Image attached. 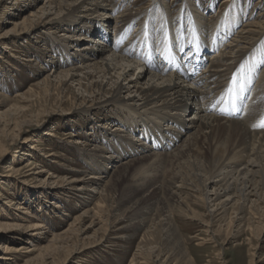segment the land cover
Segmentation results:
<instances>
[{
    "label": "bare ground",
    "instance_id": "bare-ground-1",
    "mask_svg": "<svg viewBox=\"0 0 264 264\" xmlns=\"http://www.w3.org/2000/svg\"><path fill=\"white\" fill-rule=\"evenodd\" d=\"M117 1L46 0L36 10H29L27 15L15 20L9 30L20 26L16 31H24L42 20L48 28L45 32L48 38L64 52L62 59L48 60L55 71L44 79L74 83L82 100L96 102L88 110L96 107L120 116L97 124L112 141L107 146L94 144L79 148L95 161L98 159L99 166H94L92 172L74 170L80 175L66 180L51 176L50 172L48 179L41 181L48 180L58 191L72 190L88 199L99 194L101 199L106 196L112 201L110 195L118 193L115 209L123 207L122 219L131 220V216L143 209L141 219L127 224L134 230L147 227L152 218L150 209L156 205L159 226L166 231V238L179 247L183 257L186 252L179 246L182 241L173 224L172 207L182 210L192 220H199L208 229L213 226L212 221H204L202 214L191 209L192 204L202 206L213 219L220 217L218 223L224 222L226 229L233 220L239 224L248 220L245 224L249 231L259 227L257 233L263 232L264 128L254 125L264 117V12L259 11L254 17L252 12L237 7L231 13L227 10L219 15V7L213 13L216 7L206 6L202 0H149L145 6L134 4L133 8L129 0ZM173 1L184 6L179 14L171 12ZM230 1L234 5L239 3ZM115 9L118 12L112 17ZM109 23L112 33H105L104 40L111 41L104 43L95 33H104ZM61 28L65 31L58 35L60 40L53 33ZM6 34L0 36V42ZM186 46H193L194 51L187 57L190 72L184 73L176 57H185ZM6 47L11 51L10 46ZM157 55L160 62L161 58L165 59L162 66L153 64ZM26 60L30 62L33 58ZM192 73L197 74L191 76L193 81L182 80L181 77ZM234 75L238 77L235 85ZM249 94L251 100L242 113L240 107ZM6 99L0 94V106ZM36 145L35 142L30 148ZM5 152L2 146L0 157ZM17 162L14 157L1 178L10 183V178L17 179L32 165L29 162L19 166ZM46 172L49 173L44 167L36 171L37 176ZM49 191L39 189L40 194H50L52 190ZM4 198L6 204L11 202ZM145 199L150 201L138 208ZM181 201L187 211L181 207ZM101 204L102 200L93 207L99 208ZM93 207L84 210L62 233L52 234L45 245L16 246L10 233L0 236V264H12L20 255L24 259L19 264H37L44 251L53 247L52 243L70 232H83L76 225L91 211L94 213ZM229 210L237 212L234 219L225 218ZM0 219V231L23 230L16 234L18 238H26V243L38 233L44 234L38 231L43 228L41 223L34 222V217L19 204L10 215L0 208ZM249 222H256L257 226ZM149 229L150 225L141 242Z\"/></svg>",
    "mask_w": 264,
    "mask_h": 264
},
{
    "label": "rangeland",
    "instance_id": "rangeland-1",
    "mask_svg": "<svg viewBox=\"0 0 264 264\" xmlns=\"http://www.w3.org/2000/svg\"><path fill=\"white\" fill-rule=\"evenodd\" d=\"M45 1L0 0V36L7 33L0 42V94L7 97L4 105L0 106V112L4 111L0 114V149L2 146L6 148V152L0 157V175L6 172L14 157L19 166L32 162V165L25 168L23 175L17 179L10 178V183L5 177L0 176V208L10 215L16 204L25 207L32 219L34 217L33 221L43 226L38 231L44 233L43 235L38 233L29 243H26L27 239L23 236L17 237L16 233L24 232L23 230L0 231V236L10 233L16 246L20 243L29 247L33 244L45 245L52 234L62 233L76 217L83 214L84 210L92 208L102 200L99 208L93 207L94 213L91 211L81 224L76 225V227L80 226L83 232H70L63 239L52 243L53 247L44 251L43 258L37 264H51L53 261V264L55 262L62 264L65 258H68L65 264H264V231L261 232L262 234L257 233L259 227L252 230L253 233L249 231L245 224L248 220L245 218L242 219L246 221L240 220L241 224L233 220L226 229L224 222L218 223L220 217L213 219L207 216L208 212L202 206L192 204L191 209H196L202 214L201 218L204 221H212L213 226L208 229L199 220H192L182 210L180 212L178 208L172 207L173 224L177 228L180 242L182 241L179 246L186 252L183 257L180 256L179 247L166 238V231L159 226L155 218L156 205L150 209L152 218L147 222V227L134 230L127 224L141 219L139 215L143 209L140 210L141 212L138 211L139 214L131 216V220L122 219L123 207L115 209L114 199L118 197V193L110 195L112 201H108L106 196L104 200L101 199L103 197L99 194H92L88 199L75 195L72 190L58 191V188L52 187V183L48 180L41 181L44 178L48 179L50 172L51 176L65 180L69 176L80 175L74 170L92 172L94 166L97 167L99 163L98 159L95 161L91 155L80 149L94 144L107 146L111 140L97 124L105 122L107 118L111 120L120 118L112 110L107 112L96 107L88 110L87 107L96 102L82 100V94L74 83L44 79L47 74L55 71V67L50 66L48 60L52 57L62 59L64 52L59 51L48 38L45 33L48 32V28L41 23L42 20L30 25L24 31H16L20 26L9 31L13 28L15 20L27 15L29 10H36ZM129 1L132 8L134 4L140 7L150 2L149 0L138 3L135 0ZM190 1L197 2V0ZM202 1L206 6L216 7L213 13L219 7V15L227 10L231 13L237 7L252 12L254 17H257L259 11L264 12V0H238L239 3L235 5L230 0L224 3L222 0ZM183 7L178 1H173L170 5L172 10H169L173 11V14L176 12L179 14L178 12L183 11ZM117 12L118 10H113L111 16H115ZM111 27L109 23V27L105 29ZM63 31L65 30L62 28L55 29L53 35L61 40L58 35ZM106 33L109 35L110 31ZM99 34V32L95 33V37L98 38ZM6 46H10L11 51ZM30 57L33 61L28 62L26 59ZM48 132L54 135H47ZM34 141L37 145L31 149L30 146L35 143ZM85 142L87 145H83ZM32 166L34 169H31ZM42 167L49 173L42 175L40 173L41 176H37L39 173L36 171ZM57 182L62 183L60 180ZM39 189L52 191L50 194H40ZM4 197L11 202L6 204ZM149 201L145 199L138 204V208L144 207V202L146 204ZM181 205L186 210L185 203ZM235 212V210L227 211L225 218L229 216L234 219L237 215ZM5 221L14 223L16 220L5 219ZM249 223L257 226L256 222ZM149 225L147 237L141 242ZM219 225H222L221 228L218 227ZM216 230L221 231L217 233ZM237 231L240 233L237 234ZM20 257L12 264L21 263L24 256L20 255Z\"/></svg>",
    "mask_w": 264,
    "mask_h": 264
},
{
    "label": "snow or ice",
    "instance_id": "snow-or-ice-1",
    "mask_svg": "<svg viewBox=\"0 0 264 264\" xmlns=\"http://www.w3.org/2000/svg\"><path fill=\"white\" fill-rule=\"evenodd\" d=\"M240 71H243V65L241 66ZM237 79L238 77L234 75L233 80H232V84L235 85L237 83ZM254 127H260V128H264V117H261L260 121L254 125Z\"/></svg>",
    "mask_w": 264,
    "mask_h": 264
}]
</instances>
